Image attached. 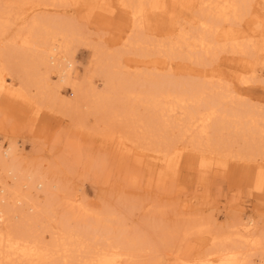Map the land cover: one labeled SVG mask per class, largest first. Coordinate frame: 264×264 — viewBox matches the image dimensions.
<instances>
[{"label": "bare ground", "instance_id": "obj_1", "mask_svg": "<svg viewBox=\"0 0 264 264\" xmlns=\"http://www.w3.org/2000/svg\"><path fill=\"white\" fill-rule=\"evenodd\" d=\"M149 1L118 0L135 30L124 44L138 56L160 58L122 63L83 36L74 21L39 13L67 0H0V84L2 70L21 67L26 90L38 99L57 101L67 112L83 102L97 122L114 127L140 150L158 152L178 129L181 136L190 134L189 145L217 155L264 157V109L234 90L253 81L256 62L264 61L260 6L253 8L255 0H194L196 24L158 40L142 29ZM83 39L93 49L89 78H79L74 66L75 44ZM223 52L232 54L235 86L217 69L225 63L212 64ZM176 59L189 62L186 77L172 72ZM142 62L150 68L135 69ZM61 85L71 98L61 97ZM15 150L0 142V264H139L157 243L162 250L156 264H252L253 254L264 264V229L250 218L240 219L232 232L220 231L194 215L165 218L150 205L141 222L151 232H129L114 207L90 208L46 171L20 168ZM203 234L209 245L202 255L181 261L188 238Z\"/></svg>", "mask_w": 264, "mask_h": 264}, {"label": "rangeland", "instance_id": "obj_2", "mask_svg": "<svg viewBox=\"0 0 264 264\" xmlns=\"http://www.w3.org/2000/svg\"><path fill=\"white\" fill-rule=\"evenodd\" d=\"M254 7L259 8L261 15L264 13L263 0H255ZM195 8L194 0H150L145 6L142 29L158 40L166 39L168 34H173L169 37L173 38L180 27L196 24ZM125 11L118 0H67L62 7H48L39 13L74 21L83 36L98 42L107 54L117 55L122 63L160 58L156 54L138 56L124 44L125 37L135 32L131 16ZM33 14L35 10L29 11L28 17ZM86 41L81 40L74 48L79 78H89L91 73L93 49ZM231 56L223 52L212 64L225 63L226 67L220 64L217 69L235 86ZM172 62L176 76L189 74L188 61ZM143 63L135 69L150 68ZM157 71H163L162 67ZM254 71L253 81L232 88L264 109V61L258 60ZM2 74L0 142L16 146L20 168L46 171L49 180L78 193L90 208L99 210L104 204L114 207L129 232H151L141 222L143 210L150 205L157 206L165 218L194 215L220 231L232 232L243 218H250L259 230L264 229L263 156L217 155L208 148L189 145L190 134L181 136L178 129L170 134L172 140L169 135V141L160 144L158 152L140 150L114 127L97 122L83 102L75 111L67 112L59 109L57 101L38 99L26 90L27 73L21 67L11 65ZM92 78L100 88L98 76ZM59 91L61 97L72 96L66 85H61ZM188 241L185 250L179 252L181 261L199 258L209 245V236H192ZM153 248L156 251L143 257L139 264H156L155 254L162 249L158 243ZM258 258L251 255L252 264H260Z\"/></svg>", "mask_w": 264, "mask_h": 264}]
</instances>
